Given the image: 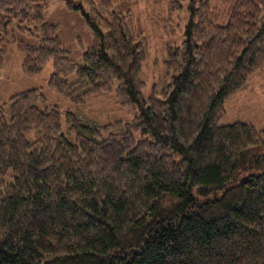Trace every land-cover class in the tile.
I'll return each instance as SVG.
<instances>
[{
  "label": "trees",
  "instance_id": "16d2710c",
  "mask_svg": "<svg viewBox=\"0 0 264 264\" xmlns=\"http://www.w3.org/2000/svg\"><path fill=\"white\" fill-rule=\"evenodd\" d=\"M64 1L93 32L82 62L45 19L49 0H0V74L14 45L28 77L52 61L47 86L72 103L114 93L140 113L86 122L42 108L40 88L0 102V264H264V128L220 124L264 70V0H187L169 81L148 97L147 37L128 0ZM171 9L185 13L182 0Z\"/></svg>",
  "mask_w": 264,
  "mask_h": 264
},
{
  "label": "rangeland",
  "instance_id": "374dc122",
  "mask_svg": "<svg viewBox=\"0 0 264 264\" xmlns=\"http://www.w3.org/2000/svg\"><path fill=\"white\" fill-rule=\"evenodd\" d=\"M113 2L115 9L119 10L120 1L113 0ZM128 2L132 9L129 19L131 28L135 33L141 32L147 37V59L141 68L140 76L146 83L144 96L148 97L154 89L160 90L169 81V76L167 78L165 76L166 46L180 45L184 40V28L190 14L189 4L187 0H182L185 13L180 14L178 9H171L173 0H128ZM213 3L223 9L230 6L231 1L213 0ZM44 17L57 25L58 35L69 51L67 55L77 62H82L83 53L93 45L94 37L81 11L69 9L64 0H49ZM226 20L227 18L219 21ZM23 56L14 45L9 47L0 74L1 103L8 101L15 93L40 88L46 96V102L40 104L42 108L46 105H58L63 111L75 112L86 122L99 125L115 120L126 122L140 113L139 106H121L114 93L94 96L87 99L84 104L76 105L47 86L52 72V61L47 63L40 74L28 77L22 70ZM224 108L225 115L220 124L243 121L264 128V70L251 75L247 85L226 100ZM63 122V132L67 134L64 118ZM39 135L38 131L32 130L27 133V138L35 141ZM67 136L74 141L76 134L72 132Z\"/></svg>",
  "mask_w": 264,
  "mask_h": 264
}]
</instances>
